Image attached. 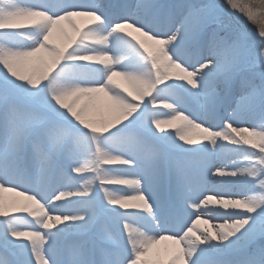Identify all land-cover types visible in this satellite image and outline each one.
I'll list each match as a JSON object with an SVG mask.
<instances>
[{
  "label": "snow or ice",
  "instance_id": "obj_1",
  "mask_svg": "<svg viewBox=\"0 0 264 264\" xmlns=\"http://www.w3.org/2000/svg\"><path fill=\"white\" fill-rule=\"evenodd\" d=\"M225 5L258 35L216 0H0V264H264V0Z\"/></svg>",
  "mask_w": 264,
  "mask_h": 264
},
{
  "label": "bare ground",
  "instance_id": "obj_2",
  "mask_svg": "<svg viewBox=\"0 0 264 264\" xmlns=\"http://www.w3.org/2000/svg\"><path fill=\"white\" fill-rule=\"evenodd\" d=\"M76 20V23L79 24H85L87 22V18L86 17H77L74 18ZM135 36H137L138 38H142L139 37L138 33H134ZM121 83L123 84L124 87H128L127 83L124 81H121ZM161 119H167V117H160ZM181 123V121L177 120V121H173L172 125L173 127L176 124ZM237 127H248L249 125L245 124V125H235ZM206 194H213L214 193H206ZM5 202L11 203V202H23V197L17 196L16 193L14 192H10V191H5L3 194ZM236 198V197H234ZM213 223H218V221H209L207 217H202L201 220L198 222L197 227H199L200 229H204V228H209L211 229V225ZM165 246H171V241H162L161 244L159 245L160 248H164Z\"/></svg>",
  "mask_w": 264,
  "mask_h": 264
},
{
  "label": "rangeland",
  "instance_id": "obj_3",
  "mask_svg": "<svg viewBox=\"0 0 264 264\" xmlns=\"http://www.w3.org/2000/svg\"><path fill=\"white\" fill-rule=\"evenodd\" d=\"M217 2V1H216ZM218 4H220L219 2H217ZM222 5V4H220ZM225 9V15L223 17V22L225 25L229 24L231 21H234L237 17L240 18V20H242L244 22V24L246 25V28L247 30L249 31H255V33L258 35L259 31L258 30H253V29H250L246 23L247 21V18L244 17L241 13H239L238 10H232L230 7H223Z\"/></svg>",
  "mask_w": 264,
  "mask_h": 264
},
{
  "label": "trees",
  "instance_id": "obj_4",
  "mask_svg": "<svg viewBox=\"0 0 264 264\" xmlns=\"http://www.w3.org/2000/svg\"><path fill=\"white\" fill-rule=\"evenodd\" d=\"M217 2H219L220 4H222L221 6L222 7H225V0H216ZM239 3H241V5L245 4V3H248L249 0H238ZM248 23L247 26L250 28V29H253V30H258L259 31V25L258 23H254L252 21H248L246 20Z\"/></svg>",
  "mask_w": 264,
  "mask_h": 264
}]
</instances>
